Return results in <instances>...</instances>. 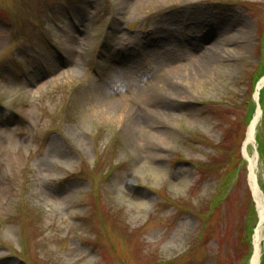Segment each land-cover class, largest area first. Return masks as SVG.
<instances>
[{
  "label": "rangeland",
  "instance_id": "obj_1",
  "mask_svg": "<svg viewBox=\"0 0 264 264\" xmlns=\"http://www.w3.org/2000/svg\"><path fill=\"white\" fill-rule=\"evenodd\" d=\"M45 2L0 0V264H248L264 0Z\"/></svg>",
  "mask_w": 264,
  "mask_h": 264
},
{
  "label": "bare ground",
  "instance_id": "obj_2",
  "mask_svg": "<svg viewBox=\"0 0 264 264\" xmlns=\"http://www.w3.org/2000/svg\"><path fill=\"white\" fill-rule=\"evenodd\" d=\"M215 51V50H214ZM206 53L202 54L204 57ZM264 82V78L262 80ZM261 82V83H262ZM263 84V83H262ZM262 84L259 85L258 88L261 89ZM258 96L256 95V99ZM112 101H114L112 99ZM113 106H119L118 103L112 102ZM255 121L253 125L249 128L248 130V136H247V141L244 144V149L243 153L246 156L248 162H249V182L250 186L252 189V192L254 194L255 201L257 203V207L259 209V214H260V224L256 230L255 234V253L254 257L252 259L251 264H259L261 254H262V244H263V229H264V195L259 187L258 179H257V167H258V158H257V153L255 152L254 155H250L248 153V146L250 144H254L256 140V132H257V127L259 124V121L261 119L260 111H257V114L255 116ZM155 171L159 173L161 171L160 168H155Z\"/></svg>",
  "mask_w": 264,
  "mask_h": 264
}]
</instances>
